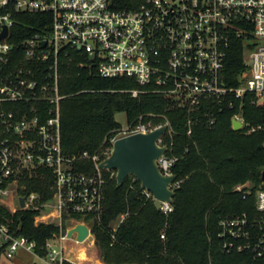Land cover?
Masks as SVG:
<instances>
[{"label": "built area", "instance_id": "obj_1", "mask_svg": "<svg viewBox=\"0 0 264 264\" xmlns=\"http://www.w3.org/2000/svg\"><path fill=\"white\" fill-rule=\"evenodd\" d=\"M18 13L42 15L38 28L19 44L13 41ZM237 41L243 45L245 68L233 85L226 62ZM69 50L81 58L80 66H95L101 77L135 78L144 88L130 90L133 97L143 91L162 94L167 109L186 112L190 136L198 123L214 128L226 110H233V128L240 123L237 131L264 135V0H141L131 8H117L116 0H0V259L25 248L49 264H137L108 263L99 254L94 224L101 222L104 186L117 175L99 164L117 139L166 126L157 142L168 150L157 162L163 174L173 175L178 156L169 154V141L175 131L166 114L144 113L112 130L95 153L66 154L59 63L61 52ZM248 102L258 105L259 111L250 115L259 121L245 115ZM84 160H91L95 170L78 169L77 162ZM47 172L53 178L49 199L25 192V181ZM181 182L176 179L170 186L175 190ZM234 191L245 199L254 195L255 202L253 208L220 218L221 250L246 253L249 264H264V181H247ZM142 193L154 200L150 191ZM173 209L172 203L162 202L164 213ZM19 211H37L36 225L60 229L40 243L19 232ZM128 215L113 223V242ZM79 223L90 229L83 241L77 232L68 236ZM78 251V258H72Z\"/></svg>", "mask_w": 264, "mask_h": 264}, {"label": "trees", "instance_id": "obj_2", "mask_svg": "<svg viewBox=\"0 0 264 264\" xmlns=\"http://www.w3.org/2000/svg\"><path fill=\"white\" fill-rule=\"evenodd\" d=\"M141 0H116L117 8H131ZM40 14L18 13L15 16L13 41L32 35L38 28ZM80 57L73 51L60 54V90L62 144L66 154L84 151L95 153L107 135L121 126L119 113L129 120L144 113H164L175 131L170 155L178 156L173 172L182 180L175 188L174 209L166 214L158 210L153 199L143 193L141 183L126 179L117 187L116 177L104 186V210L101 222L94 224V233L101 258L108 263L132 262L137 264H249L246 253H223L217 236L222 216L239 213L254 206V195L248 199L234 191V187L247 181L259 184L264 171V135L244 133L232 127L233 110L221 113L214 128L205 123L194 125L193 134H187L186 112L167 109V99L159 93L143 91L133 97L130 90L143 89L133 77H101L95 66H80ZM245 68L243 45L234 42L229 50L226 73L228 81L238 85L236 75ZM259 111L258 105L245 104V115ZM78 169L94 171L91 160L79 161ZM106 171V176L108 177ZM53 181L45 177H32L25 181V192L37 191L43 200L49 199ZM129 212L116 233L110 234L113 223L121 214ZM37 211H19L22 217L19 232L40 243L60 227L56 224L36 225ZM84 217L77 216L78 220ZM84 219L88 220L87 217ZM67 217H64V221ZM165 233V238H162Z\"/></svg>", "mask_w": 264, "mask_h": 264}, {"label": "water", "instance_id": "obj_3", "mask_svg": "<svg viewBox=\"0 0 264 264\" xmlns=\"http://www.w3.org/2000/svg\"><path fill=\"white\" fill-rule=\"evenodd\" d=\"M7 35V28L3 37ZM45 44V42H44ZM240 123H234V129L238 130ZM167 127H160L149 133H134L117 139L113 145L112 153L99 166L117 172V187L124 185L127 178L133 176L140 183L141 188L150 191L154 196V203L160 210L162 202L174 203L176 191L171 184L177 179V175H165L162 173L157 160L167 152L168 146H160L158 138L166 131ZM264 181V171L262 173ZM25 196L20 197L22 206H25ZM89 227L79 223L68 232L71 237L77 232V239L83 241L89 234ZM80 252L72 253L74 259L78 258Z\"/></svg>", "mask_w": 264, "mask_h": 264}, {"label": "rangeland", "instance_id": "obj_4", "mask_svg": "<svg viewBox=\"0 0 264 264\" xmlns=\"http://www.w3.org/2000/svg\"><path fill=\"white\" fill-rule=\"evenodd\" d=\"M117 121L122 126H126L128 124L126 113H119L117 115ZM81 257L82 258L85 257L84 252L82 253ZM0 264H49V262L44 258L37 256L33 252L26 250L25 248H20L16 253L15 257L13 258H7L5 256L2 257L0 259Z\"/></svg>", "mask_w": 264, "mask_h": 264}]
</instances>
